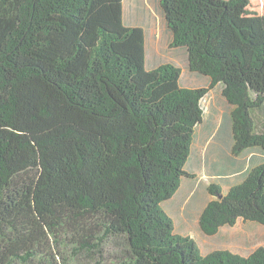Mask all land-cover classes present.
<instances>
[{
    "label": "trees",
    "instance_id": "trees-1",
    "mask_svg": "<svg viewBox=\"0 0 264 264\" xmlns=\"http://www.w3.org/2000/svg\"><path fill=\"white\" fill-rule=\"evenodd\" d=\"M172 63L146 67L145 31L123 0H0V264H264L201 254L162 208L178 192L202 100L233 106L232 153L264 151V0H160ZM211 197L207 236L238 220L264 227V163Z\"/></svg>",
    "mask_w": 264,
    "mask_h": 264
},
{
    "label": "rangeland",
    "instance_id": "rangeland-1",
    "mask_svg": "<svg viewBox=\"0 0 264 264\" xmlns=\"http://www.w3.org/2000/svg\"><path fill=\"white\" fill-rule=\"evenodd\" d=\"M124 24L140 26L145 31L146 67L172 63L182 71L181 86L207 87L209 80L189 70L186 49L172 47V34L168 30L160 0H123ZM203 120L196 127L195 138L184 178L176 195L163 203V210L173 218L175 232L192 238L201 254L215 250H229L248 256L264 246V227L238 220L234 227H223L214 236H207L199 228V217L206 204L212 200L208 188L221 186L226 194L230 186L239 183L253 167L264 163L260 148L232 153L233 106L222 96L220 85L211 89L202 100ZM164 206V207H163ZM182 222V225L179 224ZM187 227V228H186Z\"/></svg>",
    "mask_w": 264,
    "mask_h": 264
},
{
    "label": "crops",
    "instance_id": "crops-1",
    "mask_svg": "<svg viewBox=\"0 0 264 264\" xmlns=\"http://www.w3.org/2000/svg\"><path fill=\"white\" fill-rule=\"evenodd\" d=\"M123 16H124V15H123ZM232 135H233V134H232ZM245 176H246V175H245ZM245 176H244V178H245ZM244 178H243V179H244ZM243 179H242L240 182H242ZM240 182H239V183H240ZM237 184H238V183H237ZM235 185H236V184H235ZM233 186H234V185H233ZM230 187H232V186H230ZM230 187H229V188H230ZM229 188H228V189H229ZM227 191H228V190H227ZM250 223H254V222H250ZM255 224H257V223H255ZM258 225H259V224H258ZM260 226H261V225H260ZM262 227H263V226H262ZM263 247H264V246H263ZM253 251H254V250H253ZM251 253H252V252H251Z\"/></svg>",
    "mask_w": 264,
    "mask_h": 264
},
{
    "label": "bare ground",
    "instance_id": "bare-ground-1",
    "mask_svg": "<svg viewBox=\"0 0 264 264\" xmlns=\"http://www.w3.org/2000/svg\"><path fill=\"white\" fill-rule=\"evenodd\" d=\"M163 207H164V206H163ZM182 222H183V221H181V223L179 224V226H181V225H182ZM186 228H187V227H186Z\"/></svg>",
    "mask_w": 264,
    "mask_h": 264
}]
</instances>
